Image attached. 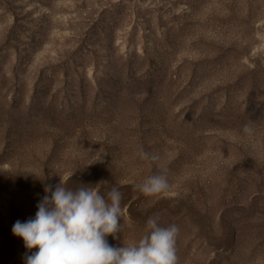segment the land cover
<instances>
[{
    "label": "rangeland",
    "instance_id": "374dc122",
    "mask_svg": "<svg viewBox=\"0 0 264 264\" xmlns=\"http://www.w3.org/2000/svg\"><path fill=\"white\" fill-rule=\"evenodd\" d=\"M60 182L119 189L114 246L159 216L178 264H264V0H0V264Z\"/></svg>",
    "mask_w": 264,
    "mask_h": 264
},
{
    "label": "clouds",
    "instance_id": "9594fccd",
    "mask_svg": "<svg viewBox=\"0 0 264 264\" xmlns=\"http://www.w3.org/2000/svg\"><path fill=\"white\" fill-rule=\"evenodd\" d=\"M251 132V127H245ZM143 159L158 161L159 154ZM167 169L147 177L135 187L146 196L165 193L169 188ZM84 185V184H81ZM36 205L34 217L12 226L13 235L22 238L31 251L25 264H178L177 238L179 227L162 226L160 217H150L147 233L138 242L114 246L107 237L119 239L122 216V193L113 186L107 193L79 187L69 189L60 182Z\"/></svg>",
    "mask_w": 264,
    "mask_h": 264
}]
</instances>
